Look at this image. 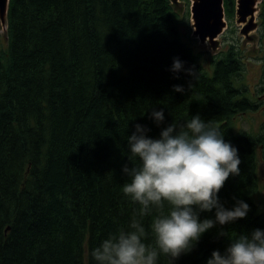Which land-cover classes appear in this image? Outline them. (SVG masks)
Segmentation results:
<instances>
[{
  "label": "trees",
  "instance_id": "obj_1",
  "mask_svg": "<svg viewBox=\"0 0 264 264\" xmlns=\"http://www.w3.org/2000/svg\"><path fill=\"white\" fill-rule=\"evenodd\" d=\"M223 6L232 18L235 0ZM260 6L264 34V0ZM181 22L170 0H9L0 47V264H96L92 251L139 218L140 206L122 191L134 126L158 138L196 115L238 149L240 174L229 176L220 201L231 208L242 199L250 211L203 234L174 264H207L238 235L264 231L253 198L264 121L256 134L234 126L236 115L258 108L240 78L238 52L230 44L205 67ZM175 58L183 62L178 73L170 70ZM262 62L264 77V50ZM153 109H163L160 126ZM158 214L142 218L146 244H154ZM200 218H214V210ZM157 264L172 262L160 254Z\"/></svg>",
  "mask_w": 264,
  "mask_h": 264
},
{
  "label": "clouds",
  "instance_id": "obj_2",
  "mask_svg": "<svg viewBox=\"0 0 264 264\" xmlns=\"http://www.w3.org/2000/svg\"><path fill=\"white\" fill-rule=\"evenodd\" d=\"M182 69L183 62L175 58L170 70ZM173 87L184 91L180 85ZM150 118L157 126L163 124V109H153ZM134 128L127 138L131 166L122 167L130 182L122 191L140 206L139 218L134 215L127 230L110 235L92 251L96 264H157L160 254L174 264L181 255L191 253L209 230L247 217L250 206L244 200L235 199L227 208L218 196L229 176L240 174L241 164L238 149L225 142L218 128L199 115L184 124L172 122L158 138L149 137L150 129L144 125ZM132 158H138L139 164L131 163ZM165 203L170 206L166 213ZM153 209L159 211L150 226L154 244H146L142 218ZM213 210L214 218L201 220V213ZM225 235L218 232L220 237ZM207 264H264V231L238 235L223 253L213 251Z\"/></svg>",
  "mask_w": 264,
  "mask_h": 264
},
{
  "label": "rangeland",
  "instance_id": "obj_3",
  "mask_svg": "<svg viewBox=\"0 0 264 264\" xmlns=\"http://www.w3.org/2000/svg\"><path fill=\"white\" fill-rule=\"evenodd\" d=\"M170 2L178 11L182 22L180 31L186 34L191 42V47L196 53H200L201 61L204 66H208L210 57L218 56L225 51L230 44L234 45V51L238 52L241 63L240 78L244 85L247 95L258 104L255 111L240 113L233 118L234 126L237 130L251 131L258 133L262 130L264 121V77L262 76V57L264 50V34L261 29L260 21V2L256 7L254 15V27L246 33L242 32L244 24L236 21V15L227 18L226 27L215 38V45L208 39L201 42L193 34L194 26L192 22L191 4L192 0H175ZM6 28L7 23H0V47H6ZM257 172L259 177L258 189L253 194L257 204V214L264 211V161L259 157Z\"/></svg>",
  "mask_w": 264,
  "mask_h": 264
},
{
  "label": "water",
  "instance_id": "obj_4",
  "mask_svg": "<svg viewBox=\"0 0 264 264\" xmlns=\"http://www.w3.org/2000/svg\"><path fill=\"white\" fill-rule=\"evenodd\" d=\"M175 1V0H171ZM257 0H236V21L243 23L242 32L246 33L254 27V12ZM9 0H0V23L7 21ZM237 7V8H236ZM193 34L201 42L208 41L215 45V38L222 32L226 22L224 20L223 0H192L191 4Z\"/></svg>",
  "mask_w": 264,
  "mask_h": 264
},
{
  "label": "bare ground",
  "instance_id": "obj_5",
  "mask_svg": "<svg viewBox=\"0 0 264 264\" xmlns=\"http://www.w3.org/2000/svg\"><path fill=\"white\" fill-rule=\"evenodd\" d=\"M259 0L256 2V6L258 5ZM256 14V11L254 12V15Z\"/></svg>",
  "mask_w": 264,
  "mask_h": 264
}]
</instances>
